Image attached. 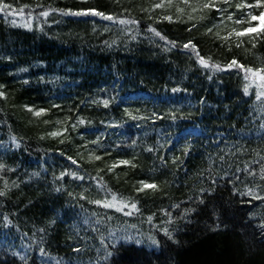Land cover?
Here are the masks:
<instances>
[{"label":"trees","instance_id":"16d2710c","mask_svg":"<svg viewBox=\"0 0 264 264\" xmlns=\"http://www.w3.org/2000/svg\"><path fill=\"white\" fill-rule=\"evenodd\" d=\"M4 3L0 264H264V97L227 67H264V34L233 33L264 8ZM86 10L113 19L64 14Z\"/></svg>","mask_w":264,"mask_h":264},{"label":"snow or ice","instance_id":"6c2138e0","mask_svg":"<svg viewBox=\"0 0 264 264\" xmlns=\"http://www.w3.org/2000/svg\"><path fill=\"white\" fill-rule=\"evenodd\" d=\"M169 3H171V0H168ZM225 2H228V0H225ZM185 3H187V0H185ZM162 4H156L155 7H162ZM212 5L206 3L203 5L204 8H208ZM237 8H264V0H255L254 4H246V3H240L236 5ZM178 11H183L182 9H177ZM195 11V9H194ZM17 12L16 9H12L11 5L4 3V0H0V13H4L7 16H12L13 14H15ZM19 14H23V9L19 10ZM64 14H71V15H98V16H102L104 19H108L111 20L113 19V17L111 16H106L103 13L97 12L95 10H86L83 12H70V13H64ZM40 15L42 16H48L49 12L48 11H43L40 13ZM191 18V17H190ZM165 19H169L171 20V17H165ZM228 19H232L231 16L228 17ZM253 21H258L259 23L253 25L252 22ZM13 23H15V21H13ZM119 23L124 24L127 23V21L125 20H120ZM237 24L240 23H247L248 27L244 28L243 30L240 31H236L235 29H233V33L237 36V37H241V36H245V35H252L253 33H255L256 35H261L264 34V11L259 12V14H253L251 12L247 13V20H236ZM152 31L155 33V35L159 36L160 33L155 32L154 29H152ZM233 33H230L229 35H232ZM163 39V37H161ZM227 38V37H226ZM225 38V39H226ZM255 46V45H253ZM185 48H189L192 47L193 49L195 48V45H192L191 42H189L188 44L184 45ZM197 56L199 57V54L197 53ZM198 62L204 66V67H209V64L207 63V61L203 58V57H199ZM239 67L241 68V70H243L245 72V76L244 79L245 81H247V83L244 86V92L245 94H248L249 88L252 87L253 85H255V87L257 88V99L259 100L261 97H264V67L262 68H246L243 65H238L236 60H232L230 62V64L227 66L228 68H232V67ZM213 68H216L217 70H219V65H212ZM0 96H3V93H0ZM107 103V102H105ZM28 111H33L31 108L28 109ZM34 115L36 116H40L42 114V110L41 111H35L33 112ZM82 122V121H81ZM51 135L56 136L59 135V133L57 132H53L51 133ZM95 159H100L99 156L95 157ZM73 163H76L75 160L72 161ZM119 163L121 164H128V161H120ZM116 165H113V167H115ZM157 185L155 184H149L146 182H141V187L138 189V191H144L145 189H156ZM0 195H3V193H0ZM113 200H115V197H113ZM95 203H101L100 201H95ZM104 207H112L113 204L111 202L108 203H104L103 204ZM128 205L125 204L124 207H127ZM131 208L133 210H137L136 208V204L132 203L131 204ZM119 210V209H118ZM131 214V213H129ZM169 235V238H171V234L167 233ZM149 239L152 240V243H157V241L155 240V238L153 237H149Z\"/></svg>","mask_w":264,"mask_h":264}]
</instances>
